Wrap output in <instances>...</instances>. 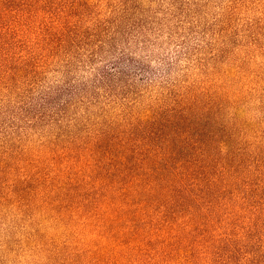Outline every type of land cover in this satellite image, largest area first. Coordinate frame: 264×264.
Segmentation results:
<instances>
[{"label":"trees","instance_id":"obj_1","mask_svg":"<svg viewBox=\"0 0 264 264\" xmlns=\"http://www.w3.org/2000/svg\"><path fill=\"white\" fill-rule=\"evenodd\" d=\"M99 1L0 0V89L19 91L29 83L26 91L37 95L43 117L55 106L59 123L77 95L106 109L122 101L128 108L124 115L132 111L143 93L122 65L139 62L154 68L148 57L144 63L137 59L133 42L141 39L139 43L150 45L148 30H160L162 23L152 14L136 16L143 8L131 4L136 0H125L110 18L83 27V17ZM181 11L177 0L165 9L173 17ZM194 20L187 23L197 41L181 46L178 57L202 68L210 58L223 60L228 38L237 31H228L229 23L220 25L214 29V42L204 45L206 34L200 36ZM174 29L168 28L171 35ZM249 33L251 46L264 54L258 46L264 19L252 23ZM242 64L227 69L226 76L235 77ZM52 66L63 68V82L42 87ZM88 67L93 76L82 79L79 73ZM163 76L161 82H145L146 89L159 84L167 90L160 93L161 104L130 113L132 120L117 137L103 128L86 145L78 136H70L64 145L53 143L54 151L63 149V154L56 153L62 165L55 174L43 175L47 202L60 204L62 213L73 211L112 229L109 233L120 230L139 251L150 250L153 259L161 257L167 264H264V141L245 145L243 137L234 138L235 129L222 141L217 135L200 139L194 131L201 129L212 107L223 110V102L207 87L198 91L185 80ZM131 94L135 99L126 103ZM126 133L129 137L119 143ZM134 139L140 142L132 145ZM56 189L61 192L55 195Z\"/></svg>","mask_w":264,"mask_h":264},{"label":"rangeland","instance_id":"obj_2","mask_svg":"<svg viewBox=\"0 0 264 264\" xmlns=\"http://www.w3.org/2000/svg\"><path fill=\"white\" fill-rule=\"evenodd\" d=\"M123 1L100 0L91 9V15L83 17L81 25L86 27L110 18L113 9ZM172 1L136 0L135 4L131 3L144 10L137 9L136 16L155 15L162 26L157 31L148 30L150 45H142L141 39L133 42V47L138 46L137 59L144 63L148 57L154 63L152 71L139 62L122 65L143 93L136 107L126 115L124 112L128 108L122 101L106 109L99 101L90 103V98L82 101L83 97L77 95L74 97L77 102L68 103L66 116L59 123L52 112L55 106L48 107L43 117L40 102L34 97L37 95L26 91L29 83L21 85L19 91L15 87L0 89V264H167L161 257L153 259L150 250L139 251L120 230L112 234L109 233L112 229L80 218L73 211L60 212V204L54 207L47 202L48 189L44 188L43 175L55 174L62 165L56 153L63 154V149L54 151L55 143L64 145L70 136H78L82 145H86L103 128L108 130L109 136L117 137L118 130L127 128L132 120L130 113L135 115L149 105L161 104L160 93L167 90L161 89L159 84L146 89L148 78L161 82L167 74L172 81L185 80L198 91L207 87L209 93L217 95L218 102H223L224 109L218 111L212 107L201 122V129L194 131L200 139L217 135V141H222L231 129H235L232 131L234 138L243 137L245 145L264 141V54L257 46H251L248 37L252 23L264 19V0H177L182 10L177 17L165 13ZM193 18L199 23L200 36L206 34L204 45L207 41L214 42V29L220 25L229 23L228 31H237L238 35L228 38V54L223 60L210 58V64L202 68L198 63L186 61L184 55L178 57L183 52L181 46L191 47L197 41L190 34L187 23ZM170 26L175 28L174 35L168 30ZM258 46L264 47V35ZM240 63L243 64L235 77L226 76L227 69ZM187 68H190L188 72ZM88 69L79 73L82 79L93 76ZM64 74L63 68L52 66L41 86L58 87ZM133 99L131 94L124 101L130 103ZM211 121L218 124L212 125ZM224 124L227 128H223ZM147 132L145 129L140 134L147 135ZM121 136L122 139L117 140L119 143L129 137L127 133ZM139 142L134 139L132 145ZM59 192L61 190L56 189L54 193ZM150 244L154 249L158 246L154 241Z\"/></svg>","mask_w":264,"mask_h":264}]
</instances>
